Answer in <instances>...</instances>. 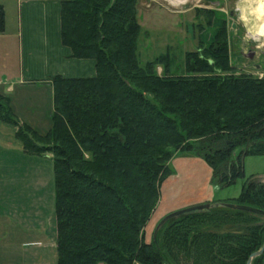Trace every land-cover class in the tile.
<instances>
[{"label": "trees", "instance_id": "16d2710c", "mask_svg": "<svg viewBox=\"0 0 264 264\" xmlns=\"http://www.w3.org/2000/svg\"><path fill=\"white\" fill-rule=\"evenodd\" d=\"M134 1L60 0V42L92 60L95 76L51 78L46 133L0 94V122L22 150L52 154L56 264H246L263 245L264 216L231 206L264 212L259 177L236 198L168 220L148 242L144 231L174 156L203 160L219 188L244 178L245 157L264 156V75L236 72L222 35L189 53L183 73L165 55L141 64ZM263 261L264 252L251 264Z\"/></svg>", "mask_w": 264, "mask_h": 264}, {"label": "rangeland", "instance_id": "374dc122", "mask_svg": "<svg viewBox=\"0 0 264 264\" xmlns=\"http://www.w3.org/2000/svg\"><path fill=\"white\" fill-rule=\"evenodd\" d=\"M233 2L135 0L140 63L165 55L171 70L183 73L189 53L206 49L222 35L227 44L229 64L235 71L261 78L264 75V49H257L251 41L245 42L244 29L239 25L234 24V29L225 27L222 10H230ZM0 5L5 13L6 34H14L18 25V0H0ZM19 55L16 36L7 40L0 38V78L3 75L12 81L19 75ZM156 71L161 73V67H156ZM3 88L0 83V92ZM14 89L7 93L14 114L38 133H46L51 126V89L38 82L16 84ZM14 134L13 127L0 122V264H56L52 154H26ZM174 157L178 164L185 163L186 167L181 165L180 169L183 174V170H187L185 185L193 187L196 184V188L201 186V192L206 190L207 166L204 161L186 153ZM243 171L244 178L228 187L209 184L213 199L224 201L238 197L244 180L250 176L264 182V156L245 157ZM162 190L161 186V199ZM160 220V216L155 215L145 227L147 242Z\"/></svg>", "mask_w": 264, "mask_h": 264}, {"label": "crops", "instance_id": "0c3cea01", "mask_svg": "<svg viewBox=\"0 0 264 264\" xmlns=\"http://www.w3.org/2000/svg\"><path fill=\"white\" fill-rule=\"evenodd\" d=\"M18 6L17 29L14 34L13 32L6 34L7 28L4 25L0 38L7 40L13 35L16 36L20 53L19 75L12 81L1 76L0 83L4 86L1 95L8 97L7 93L13 92L16 84L35 82L46 84L52 92L50 81L54 76L64 78L95 76L92 60L72 58L69 49L60 42V0H18ZM11 107L13 109L12 105ZM19 120L25 122L23 118ZM174 158L170 162L172 173L162 184L164 195L162 199L160 198L152 217L156 215L162 219L175 211L215 201L209 191L211 171L208 166L205 164L207 189L201 192V186L196 188V184L193 187L185 185L187 170H183L184 174L180 170L181 165L183 168L186 167L185 163L178 164Z\"/></svg>", "mask_w": 264, "mask_h": 264}, {"label": "clouds", "instance_id": "9594fccd", "mask_svg": "<svg viewBox=\"0 0 264 264\" xmlns=\"http://www.w3.org/2000/svg\"><path fill=\"white\" fill-rule=\"evenodd\" d=\"M222 11L226 28L239 25L244 29L245 42L251 41L257 49H264V0H234L230 10Z\"/></svg>", "mask_w": 264, "mask_h": 264}, {"label": "water", "instance_id": "95a60500", "mask_svg": "<svg viewBox=\"0 0 264 264\" xmlns=\"http://www.w3.org/2000/svg\"><path fill=\"white\" fill-rule=\"evenodd\" d=\"M232 28L234 29V25L232 26ZM250 58L252 57V55L249 56ZM211 204L207 203V204H201V205H196V206H192V207H188V208H185V209H181V210H178V211H175L173 213H170L168 215H166L165 217H163L161 219V221L158 223V225L156 226V229H155V232L154 234H156L157 230L165 223L167 222L168 220L172 219V218H176L178 216H181L183 214H186V213H190V212H195V211H202V210H208L211 208ZM231 208L233 209H239V210H243V211H247V212H252V213H255V214H258V215H261V216H264V212L262 211H259V210H256V209H252V208H249V207H240V206H234L232 205ZM264 252V242H263V245L262 247L255 253H253L250 258L248 259L247 263L246 264H251L252 260L257 257V256H260L262 255ZM264 264V262H263Z\"/></svg>", "mask_w": 264, "mask_h": 264}, {"label": "flooded vegetation", "instance_id": "af4514ba", "mask_svg": "<svg viewBox=\"0 0 264 264\" xmlns=\"http://www.w3.org/2000/svg\"><path fill=\"white\" fill-rule=\"evenodd\" d=\"M264 262V261H263ZM263 264V263H262Z\"/></svg>", "mask_w": 264, "mask_h": 264}]
</instances>
